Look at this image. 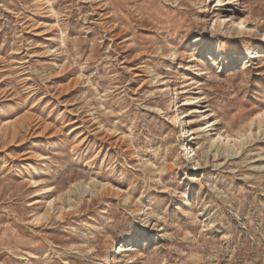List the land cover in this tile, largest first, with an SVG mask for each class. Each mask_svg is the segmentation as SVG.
Returning a JSON list of instances; mask_svg holds the SVG:
<instances>
[{
	"label": "rangeland",
	"instance_id": "obj_1",
	"mask_svg": "<svg viewBox=\"0 0 264 264\" xmlns=\"http://www.w3.org/2000/svg\"><path fill=\"white\" fill-rule=\"evenodd\" d=\"M0 264H264V0H0Z\"/></svg>",
	"mask_w": 264,
	"mask_h": 264
},
{
	"label": "bare ground",
	"instance_id": "obj_2",
	"mask_svg": "<svg viewBox=\"0 0 264 264\" xmlns=\"http://www.w3.org/2000/svg\"><path fill=\"white\" fill-rule=\"evenodd\" d=\"M187 134H189V132H187ZM186 137H188V135ZM193 152H194V150H193ZM192 154L196 155V153H192Z\"/></svg>",
	"mask_w": 264,
	"mask_h": 264
}]
</instances>
